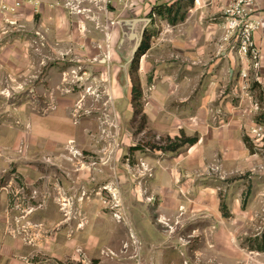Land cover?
<instances>
[{
    "label": "rangeland",
    "instance_id": "374dc122",
    "mask_svg": "<svg viewBox=\"0 0 264 264\" xmlns=\"http://www.w3.org/2000/svg\"><path fill=\"white\" fill-rule=\"evenodd\" d=\"M40 2L11 17L16 25L0 17V195L9 201L8 236L54 264L62 263L41 251L50 253L46 241L63 231L75 239L68 264H264V252L253 250L264 243V165L228 176L208 145L200 148L201 167L188 164L184 149L152 150L180 128L211 137L208 125L198 129L185 116L187 105H198L200 86L193 82L187 93L180 60L150 50L140 56L139 49L126 71L119 19L98 0L50 3L71 27L68 37L64 31L51 41L38 30ZM24 10L28 18H17ZM163 23L156 17L147 28L151 46L161 41ZM253 91L260 93L254 81ZM53 134L68 138L37 139Z\"/></svg>",
    "mask_w": 264,
    "mask_h": 264
},
{
    "label": "crops",
    "instance_id": "0c3cea01",
    "mask_svg": "<svg viewBox=\"0 0 264 264\" xmlns=\"http://www.w3.org/2000/svg\"><path fill=\"white\" fill-rule=\"evenodd\" d=\"M42 1L43 6L40 9V14L43 17H41L38 30L42 33L47 32L51 41L53 37L58 38L63 35L64 31H67L64 35L68 37L71 27L67 21L65 11L49 8L50 3H56L58 0ZM178 1L98 0V6L101 10L106 11L111 4L112 13H116L119 20L124 16V19L121 20L151 19L148 16L153 7L161 4L172 6ZM230 1L196 0L185 22L177 26H170L164 21L161 41L155 44L152 43V46L150 44L149 49L153 53H161L165 58L175 57L180 60L182 75L186 79L187 93H191L189 87L192 86L193 82L194 85L200 86V96L196 101L198 105H187L185 116L187 119H193L198 129L208 125L211 137H199V141L195 146L184 148L191 159L188 164L196 163L201 167L204 155L199 154V152L203 148L207 149L208 145L211 154L220 159L223 170L228 176H231L234 172H252L254 168L264 165V161L260 160L258 153L255 155L250 153L245 140L241 137V131L245 129L246 136L249 138V129L254 122L251 119L255 116L252 108L255 103H258L257 96L262 101V110H264V31L255 34V41L262 50L263 57L261 80L256 83L260 93L253 91L251 92L252 96L242 97L239 89L240 64L237 54L221 41L223 36L221 29L222 17ZM258 4L264 17V0H258ZM27 16L26 10H24L17 18L26 20ZM237 94L240 95L239 98L243 99L240 105L233 102V96ZM192 108L194 110H191ZM248 120L250 121L248 122ZM184 131L183 128H180V134ZM44 138L61 142L68 137H60L57 134L50 137L47 135L46 137H37V139ZM203 143L206 144L202 146ZM255 149V151H262L256 147ZM179 153L182 152L179 151ZM184 166L185 164H183ZM177 173L180 175V169ZM166 179L170 178L166 176ZM159 180H163L165 184L164 173L160 175ZM166 184L168 189L172 187L170 181ZM8 203L7 194H1L0 264H54L50 259H35L38 256V251L31 249L24 243L14 241L8 236L6 223L11 219L9 209H7ZM46 242L49 243L50 253L41 251V254L48 255L62 264H68L67 261L75 259V239L69 237L66 231L56 232L55 235L51 236L50 241ZM94 243L95 241L92 243L88 240V244ZM88 250H91L90 246ZM90 253L97 257L100 256L95 248Z\"/></svg>",
    "mask_w": 264,
    "mask_h": 264
},
{
    "label": "built area",
    "instance_id": "2783aa9c",
    "mask_svg": "<svg viewBox=\"0 0 264 264\" xmlns=\"http://www.w3.org/2000/svg\"><path fill=\"white\" fill-rule=\"evenodd\" d=\"M64 1L69 8L74 4L73 0ZM28 5L38 10L41 2L40 0H0V17L6 19L7 23L16 25L17 21H12L11 17L18 15ZM221 29L222 43L237 54L241 67L239 89L248 97L251 82H260L263 69L262 50L255 41V34L264 31V17L258 0H231L224 11ZM252 109L255 114L262 111L258 103H255ZM249 139L257 149L264 151V121L253 122L249 129Z\"/></svg>",
    "mask_w": 264,
    "mask_h": 264
},
{
    "label": "trees",
    "instance_id": "16d2710c",
    "mask_svg": "<svg viewBox=\"0 0 264 264\" xmlns=\"http://www.w3.org/2000/svg\"><path fill=\"white\" fill-rule=\"evenodd\" d=\"M196 0H179L172 6H168L165 4H161L153 7L151 13L149 14V18L154 19V16L157 18L166 21L170 26H177L186 21L188 13L190 9L194 6ZM151 36H145L143 44L140 50V56H144L148 50L150 49V41ZM139 99V92L136 88L133 89V102L134 106H137V102ZM144 122H146V118L144 117ZM259 121H264V110L263 113L258 117ZM197 137H188L184 132H181L179 137L175 139L167 138L165 142L166 146L163 147H152V150L162 151L164 153H177L180 150L186 147H193L198 143ZM245 142L249 148L252 150V146L249 144V140L245 139ZM258 252H264V243L260 244L258 247L254 248Z\"/></svg>",
    "mask_w": 264,
    "mask_h": 264
},
{
    "label": "water",
    "instance_id": "95a60500",
    "mask_svg": "<svg viewBox=\"0 0 264 264\" xmlns=\"http://www.w3.org/2000/svg\"><path fill=\"white\" fill-rule=\"evenodd\" d=\"M151 24L152 19H133L118 21V26L122 31V40L119 45V49L122 51L123 56H128L127 65L124 67L126 71L128 66L132 65L136 53L139 51V49H141L146 30Z\"/></svg>",
    "mask_w": 264,
    "mask_h": 264
}]
</instances>
